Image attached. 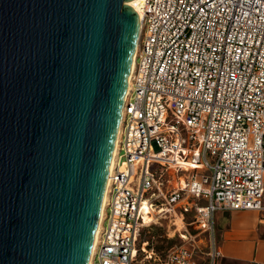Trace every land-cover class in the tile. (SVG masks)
<instances>
[{"label":"built area","instance_id":"built-area-1","mask_svg":"<svg viewBox=\"0 0 264 264\" xmlns=\"http://www.w3.org/2000/svg\"><path fill=\"white\" fill-rule=\"evenodd\" d=\"M140 22L89 264H218L217 212L264 211V0H143ZM153 211L195 231L157 247Z\"/></svg>","mask_w":264,"mask_h":264},{"label":"water","instance_id":"water-1","mask_svg":"<svg viewBox=\"0 0 264 264\" xmlns=\"http://www.w3.org/2000/svg\"><path fill=\"white\" fill-rule=\"evenodd\" d=\"M140 0H0V264H89Z\"/></svg>","mask_w":264,"mask_h":264},{"label":"crops","instance_id":"crops-1","mask_svg":"<svg viewBox=\"0 0 264 264\" xmlns=\"http://www.w3.org/2000/svg\"><path fill=\"white\" fill-rule=\"evenodd\" d=\"M216 230L221 249L218 264H264V211L220 210Z\"/></svg>","mask_w":264,"mask_h":264},{"label":"rangeland","instance_id":"rangeland-1","mask_svg":"<svg viewBox=\"0 0 264 264\" xmlns=\"http://www.w3.org/2000/svg\"><path fill=\"white\" fill-rule=\"evenodd\" d=\"M152 223L145 227L142 233L144 239L153 240L157 247L170 248L174 245H178L183 242L180 232L184 231V228L188 227L190 231H195L193 226L189 225L191 215H186L184 219L176 217L171 218L170 215H161L153 211ZM150 217L147 219L149 220Z\"/></svg>","mask_w":264,"mask_h":264},{"label":"bare ground","instance_id":"bare-ground-1","mask_svg":"<svg viewBox=\"0 0 264 264\" xmlns=\"http://www.w3.org/2000/svg\"><path fill=\"white\" fill-rule=\"evenodd\" d=\"M142 1H143V0H140V1H139L138 11H137L139 17H140V15H141ZM133 66H134V58H133L132 65H131L130 75H131V72H132V70H133ZM130 82H131V79L129 78L128 86H127V91H128V92H129L130 85H131ZM126 98H127V95H126ZM122 115H123V112H122ZM121 120H122V119H121ZM120 124H121V123H120ZM119 131H120V127H119ZM117 139H118V136H117ZM116 147H117V143H116L115 148H114V150H113V154H112V158H111V164H110V171H111L112 167L114 166L115 154H116ZM108 184H109V179L107 180V186H106V190H105V194H104L103 202H104V200H105V198H106V195H107V187H108ZM143 209L146 211V213H148L149 207H148L147 203H144ZM102 210H103V204H102V209H101V211H102ZM145 218H146V220H147V219L149 218V216H148V215H145ZM101 220H102V217H101V214H100V219H99V223H98L97 231H96L95 238H94L92 254H93V250H94V245H95L96 240H97V236H98V232H99V228H100ZM92 254H91V257H92ZM90 259H91V258H90ZM89 262H90V261H89Z\"/></svg>","mask_w":264,"mask_h":264}]
</instances>
